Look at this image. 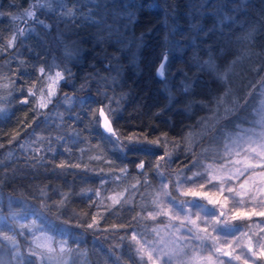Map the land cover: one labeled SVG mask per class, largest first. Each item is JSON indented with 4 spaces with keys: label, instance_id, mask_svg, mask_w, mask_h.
<instances>
[{
    "label": "trees",
    "instance_id": "1",
    "mask_svg": "<svg viewBox=\"0 0 264 264\" xmlns=\"http://www.w3.org/2000/svg\"><path fill=\"white\" fill-rule=\"evenodd\" d=\"M32 1L0 0V44L16 34ZM52 2L54 11L38 15L50 28L33 20L30 32L0 52V82L9 83L8 77L14 81L0 90L8 106L0 114V213L9 216L12 211L28 219L32 214L41 231L48 227L45 231L55 241H68L65 247L73 251L61 254L53 244L56 258L48 264H138L129 241L120 237L133 232L147 239L156 236L151 230L163 225L164 217H144L162 182L169 184L170 198L190 200L175 188L176 177L182 182L193 173L206 174L209 165L226 163L228 135L255 117L262 90L258 82L264 77V0ZM69 9L75 10L74 17L59 15ZM165 56L161 77L158 68ZM209 60L212 67L205 63ZM51 63L71 72L70 79L60 82L53 103L46 109L32 99L20 103L28 95L27 86L42 75L38 69ZM65 94L75 97L71 107L63 102ZM218 99L223 101L219 107ZM234 101L240 107L234 108ZM102 107L107 113L109 107L115 109L110 118L124 135L145 133L164 141L162 134H167L173 154L162 162L163 177L152 171L145 175L135 164L155 162L164 148L138 144L126 153L115 151L103 129L92 124L91 113ZM225 108L233 111L226 114ZM37 136L50 142L33 143ZM61 162L81 167L57 168ZM112 197L130 203L114 205ZM249 197L230 210H214L230 218L234 208L249 210ZM93 216L98 226L89 229ZM253 219L232 223L247 233ZM19 223L11 220L0 230L15 227L16 237L26 239L32 231ZM58 228L68 235H60ZM207 241L211 248L212 241ZM4 244L8 242L0 247ZM11 254V264H24L28 255Z\"/></svg>",
    "mask_w": 264,
    "mask_h": 264
},
{
    "label": "snow or ice",
    "instance_id": "2",
    "mask_svg": "<svg viewBox=\"0 0 264 264\" xmlns=\"http://www.w3.org/2000/svg\"><path fill=\"white\" fill-rule=\"evenodd\" d=\"M31 8H35L36 10L47 9L49 11H54L52 8V0H35L34 4L31 5ZM60 16H75V10L69 9L66 12H62L59 14ZM24 16L30 20H34L36 23L43 25L46 29L50 28L51 25L46 24L44 21L39 20L36 16L35 11L26 10ZM13 19H17V17H13ZM195 27V25L193 26ZM25 33V29H17L16 34L11 36L5 43L0 44V52L6 51L8 48L13 47L15 41L20 40ZM3 37H0L2 40ZM67 54V53H66ZM166 60L167 57L165 56ZM21 66H23L26 62L21 60ZM209 67L213 66L211 60L205 62ZM59 67L53 63L49 65L47 68L40 67L38 71L42 74L37 77L31 84L27 86L28 95L25 96L20 103H29L30 99H32L35 105L39 109H46L50 104L53 103V97L57 95V91L61 81L68 80L71 77V72L68 69H64L62 71H56L52 74V68ZM165 64L161 63L158 69V74L163 77L164 76ZM3 78V77H0ZM222 79H226V77H221ZM9 83L3 85L2 87L9 88L14 86V81L11 80L10 77L7 78ZM261 84L262 89H264V77H261L258 82ZM24 89H21L23 91ZM231 92L229 89L225 95H228ZM11 95V92H9ZM251 95V93H248ZM75 97L68 96L65 94L63 98V102L68 104L71 107L72 101ZM223 101L218 99V107L222 105ZM264 103V102H262ZM234 108L240 107L238 102H233ZM36 109L34 108L33 111ZM4 111V109L0 108V112ZM233 111V108H225L224 112L226 114H230ZM115 113V109L108 108V113L106 114L105 109L99 108L98 110L91 113L92 115V124L96 127H100L103 129V132L107 134L108 140L112 145V148L119 153H126L129 149L130 145H138V144H149L157 146L158 148H164L163 155H159L156 157L155 162L141 160L139 163L135 164V167L141 169L142 172L146 175L148 171L156 172L157 175L163 177L165 175L164 171H162V162L167 163L171 160L172 152L167 149V134H162L165 137L164 141H161L159 137L150 138L145 133H131L124 135L118 129L113 126V119L110 116H113ZM61 119H63L62 113H57ZM260 119L257 123L260 125L262 129H264V108H261L258 112ZM102 118V120H101ZM219 117L214 116L213 119H218ZM16 136L19 135L17 132ZM15 138V137H14ZM49 139L43 136H37L36 140L33 143H39L42 140ZM62 139V137H59ZM50 142V139H49ZM11 143V141H9ZM245 143L249 144V148L244 151L243 160L245 162L242 163L241 160H237L234 162L235 165H241L242 167L236 170L234 175H207L205 176L201 172L193 173L192 176H187L183 178L184 183H193L195 184L196 177H200L205 179L208 184H212L213 181H218V191L214 193H209L208 191H204L205 183H199L196 187H187L184 188V183L181 182L180 176L176 177L175 188L180 191L181 196L190 197L191 200L188 199H178L177 197H172L173 201L179 204L180 209L184 211V215L181 216L179 210L175 211V214H172V210L174 205H169L167 207L161 206L160 197H169L171 196V192L168 191L169 184H162L161 191L157 193L156 198L152 201V203L156 206L155 212H148L147 216L144 219L156 220L157 216H169V224L165 227L172 228L173 225L171 221H180V227L174 228V231L170 234L172 236V240L165 242L163 239L161 240H143L139 237L138 233L133 232L131 236H122L120 239L128 240L129 244L134 251V254L138 257V264H173V261H176V264H200V262H206V264H232L233 261H242V264H249V261H252V264H264V228H260L259 232L255 235L257 239L255 243H252V238L249 237V243L247 245L242 243L241 238L246 236L247 233L241 232V238H237L235 233L239 231V226L232 223V221H246L251 220L252 217H264V199L259 200V206L262 210L257 211L256 208H252L251 210H241L239 208H234L231 212L230 218H226V214L224 212H205V207L201 201L206 200L208 205H212L213 207L219 206L220 208L227 207L229 202V196L225 195L224 185L232 179H238L239 176H245L251 173L252 175H258L260 180L264 182V171L256 172V166L246 162L252 154H255V158L259 160H264V131H261L259 134L257 141L247 140ZM256 143L257 147H252L251 144ZM174 146H178V142L173 141ZM2 147V145H0ZM25 145H21V148H24ZM259 149V150H258ZM48 150L54 151V149L49 148ZM66 151H70L69 149H65ZM186 151H190V147L185 149ZM35 152L39 153L40 148L34 149ZM227 151V149H226ZM231 155V153H229ZM239 155V153H237ZM38 159H43V157H34ZM111 163V162H110ZM195 163V161H194ZM230 164H233L231 161H227L226 163L220 165L221 169L229 167ZM81 167L79 164L77 165H67L64 162L56 165L57 168H65V167ZM234 166V165H233ZM122 173H127V167H121L119 169ZM207 172V168L205 169ZM119 179V177H116ZM104 181H102L103 183ZM169 183H172L171 181ZM248 183V180H245L244 183L240 184V189H244L245 185ZM255 183V181H253ZM135 187V185H133ZM227 193L232 194V199L234 204H244L245 201L243 199L237 200L236 197L247 196L248 192L238 191L233 187H227ZM264 193V189L260 190ZM67 198L64 195V199L60 200L58 203L61 205L64 203V200ZM113 204H121L130 203L129 200L125 199L121 201L116 197L111 198ZM252 201H256L257 197L255 195L251 196ZM203 213V215H202ZM13 220H26L27 216L14 213L12 215ZM136 219V217H133ZM201 219L204 220L206 224H210L213 228L214 232L223 233L224 234V242L221 244V238L219 235L213 236L208 234L207 227H200L198 221ZM187 222V223H185ZM5 226L7 225V221L4 222ZM190 225V227H188ZM97 225V218L95 216L92 217V223L87 225V228L92 229ZM18 227L21 229H29L32 231V239L34 247H30L29 253L26 257H23L24 264H48L49 261L53 259V254L56 253V248L53 247V244H58L60 246L59 251L61 254L65 252H72L73 249L66 248L65 246L68 244V241L61 240L55 241L53 237L47 236L43 231H41V235L37 237L35 235L36 231H40L39 226L36 225V221H30L29 223H19ZM113 227H116L115 225ZM119 227H130V225H119ZM188 227V232L192 235L184 236V235H176L180 232V228ZM56 231L60 235H68L67 230L63 228H58ZM151 231L159 233L158 229H152ZM229 237H232L229 240ZM42 239L48 241L47 244L40 243ZM196 239L200 241L199 245H192L191 240ZM8 241L13 245L14 248H18V242L15 239V236H9L0 232V243L3 241ZM211 240L212 245L211 249L207 250L208 255H201L202 250H206L204 248L205 241ZM181 241H187L188 243H181ZM163 244V247L160 245ZM235 244V247H233ZM116 247H120L119 244ZM239 248V254L236 253V249ZM75 251L79 252V249H75ZM19 255V253H17ZM224 257L226 259H222Z\"/></svg>",
    "mask_w": 264,
    "mask_h": 264
},
{
    "label": "rangeland",
    "instance_id": "3",
    "mask_svg": "<svg viewBox=\"0 0 264 264\" xmlns=\"http://www.w3.org/2000/svg\"><path fill=\"white\" fill-rule=\"evenodd\" d=\"M35 0L32 1V5L34 4ZM52 5H53V2H52ZM28 10H32V11H35L36 13V16L38 17V15L40 13H45V14H48V10L47 9H40V10H36L35 8H30ZM33 20H30L28 19L27 17L23 16L21 17V19L18 21L17 25L19 26V29H25V33H28L32 30V27L29 26V22H32ZM53 63L49 64V65H52ZM47 68V67H46ZM56 71H62V69H60L59 67H53L52 68V74H54ZM8 84L7 82L5 81H2L0 82V90L2 89V86L3 85H6ZM58 93V91H57ZM260 96L256 102V106H255V114H254V119H252V122H249L248 124L246 125H238V129L236 131H234L233 133L229 134L228 137H227V142L224 144L223 148H224V153L226 154L227 156V161H231L233 162V164L227 168H224V169H221V167H214L213 165H209L208 167L210 168V170L208 172H206V174H204L205 176L211 174V175H217V176H224V175H234L236 173V170L240 167H242V164L241 165H235L234 162L237 161V160H241L242 163L245 162L243 160V157H244V151L247 150L249 148V144L248 143H245V141L247 140H251V141H257L258 140V137H259V134L261 133V131H264V129H262L260 127V125L257 123V121L260 119V116L258 115V112L261 108H264V89L261 90L260 92ZM7 95L6 94H3L1 98V101H0V108L2 109H7V105L5 103V99H6ZM54 98V97H53ZM1 114V112H0ZM2 115V114H1ZM252 147H257V144L256 143H253L251 144ZM227 149V151H226ZM259 150V149H258ZM229 153H231V155H229ZM237 153H239V155H237ZM246 162H249L253 165L256 166L255 168V171L258 173L260 171H264L262 170V165L264 164V160H259V159H256L255 158V154H252L248 161ZM234 165V166H233ZM195 179V184L193 183H184L182 181V183H184V188H187V187H196L199 183H207L205 179H202L200 177H196L194 178ZM245 180H248V183L245 185V188L244 189H240V185L238 186L237 184H242L245 182ZM253 181H255V183H253ZM237 183V184H236ZM162 184H167L166 182H162ZM218 181H213L212 184L210 185H205V189L204 191H208L210 194L211 193H214V192H217L218 191ZM227 187H233L235 189H237L238 191H243V192H248V195H250L249 197V210H251L252 208H256L257 211H260L262 210L261 207L259 206V203L258 201L259 200H262L264 199V193H262L260 190L261 189H264V182H262L260 180V177L258 175H252L251 173H249L248 175H245V176H239L238 179H232V180H229L225 185H224V188H225V195H228L229 196V202H228V205L229 206V210H230V205H234L233 203V199H232V194H229L227 193L226 189ZM161 191V185H160V188L158 189L157 193H159ZM157 193L156 195L152 198V201L156 198L157 196ZM255 195L257 197V200L256 201H252L251 200V196ZM246 198V196H241V197H236L237 200H240V199H243ZM160 201H161V206L162 207H167L169 205H174V208L172 210V214H175V211L179 210L180 213H181V216L184 215V211L180 209V206L178 203H176V201H173L172 198L169 197H160L159 198ZM0 200H1V194H0ZM191 200V198H190ZM151 201V206H149V212H155L156 211V206L152 203ZM19 201L15 200L13 203L14 205L18 204ZM12 201L10 202L9 207H11V204ZM16 203V204H15ZM201 203H203L204 205H206L205 207V212H212V211H215L214 208L212 205H208L207 204V201L206 200H203L201 201ZM13 206V205H12ZM15 207V206H14ZM248 208V207H247ZM14 213L11 211L10 215L9 216H6L2 213H0V226L1 225H4V222L5 220L7 221V225H8V222H10L12 219V215ZM32 215V214H31ZM29 217H27L26 220H19L18 219V223L22 222V223H29L30 221H33V220H38L36 219L33 215ZM203 215V213H202ZM163 216V215H162ZM164 217V224L163 225H159L158 229L159 230V233L157 234L156 232V236L153 237V239H147V238H143V237H139L142 238V241L143 240H149V241H152V240H161L163 239V241L165 242H168L170 240H172V236L170 235L173 231H174V228H178L180 227V221H171V224L173 225L172 228H168V227H165L166 225L169 224V220H170V217L169 216H163ZM14 221V220H13ZM16 221V220H15ZM187 223V222H185ZM198 224L200 225V227H207L208 228V234L210 235H213V236H216V235H219L220 238H221V244H223L224 242V234L223 233H217V232H214L213 231V228L210 224H206L204 222L203 219H201L200 221H198ZM39 226V228L43 227V226H40V225H37ZM190 227V225L188 226ZM188 227H182L180 228V232L177 233L176 235H184V236H190L192 235L191 233L188 232ZM48 227H45L44 228V233L47 235V236H50L46 231L45 229H47ZM260 228H264V217H254L253 219V222L252 224L250 225V230L247 232V235L242 237L241 238V231H237L235 233V236L237 238H241L242 240V243L247 245L249 243V237L252 238V243H255L256 239H257V236L255 235L256 233L259 232V229ZM15 227H11L10 229L8 230H0V232L4 233V234H7L9 236H15V239L16 241L18 242V248H14L13 245L11 243H9L8 241V244H4L3 247H0V264H11V253H13V255H16L17 253H20V254H26L25 252H27V254L29 253V249L30 247H34L33 245V239H32V235L33 233L31 232V234H29L28 237H26V239H21V238H18L16 237V230H14ZM10 230H12L13 232H10ZM28 230H26L23 234H27ZM35 235L37 237H39L41 235V230L40 231H36L35 232ZM51 237V236H50ZM232 237H229V240H231ZM207 241V240H206ZM40 243H44V244H47L48 241L45 240V239H42L40 241ZM181 243H188L187 241H181ZM192 245H199L200 244V241L196 240V239H193L191 240L190 242ZM197 243V244H195ZM161 247H163V244L160 245ZM233 247H235V244H233ZM204 248L206 250H202L201 251V255L203 256H207L208 255V251L207 250H210V245H208V241L207 243H205L204 245ZM240 252V249L237 248L236 249V253L235 254H239ZM26 254V255H27ZM56 254H53V259L56 258L55 257ZM64 260L66 259L65 256H63ZM223 259H226L223 257ZM173 264H176V261H173ZM200 264H206V262H200ZM232 264H242V261H233ZM249 264H252V261L250 260L249 261Z\"/></svg>",
    "mask_w": 264,
    "mask_h": 264
},
{
    "label": "water",
    "instance_id": "4",
    "mask_svg": "<svg viewBox=\"0 0 264 264\" xmlns=\"http://www.w3.org/2000/svg\"><path fill=\"white\" fill-rule=\"evenodd\" d=\"M166 62V60L165 59H163L161 62H160V64L161 63H165ZM160 64H159V66H160ZM159 69V68H158ZM106 112V111H105ZM106 114H107V112H106ZM101 120H102V118H101Z\"/></svg>",
    "mask_w": 264,
    "mask_h": 264
}]
</instances>
